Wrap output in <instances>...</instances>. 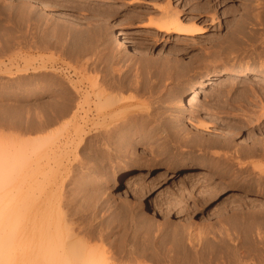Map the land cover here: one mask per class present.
<instances>
[{
  "label": "rangeland",
  "instance_id": "rangeland-1",
  "mask_svg": "<svg viewBox=\"0 0 264 264\" xmlns=\"http://www.w3.org/2000/svg\"><path fill=\"white\" fill-rule=\"evenodd\" d=\"M168 6L184 23H196L206 33L187 39L158 36L150 22H159L161 9ZM262 28L264 0H0V155L17 160L13 166L10 162L11 167L6 163L9 169L0 174V198H14L11 206L20 214L12 217L13 225L35 226L36 206L49 198L55 208L48 216L54 231L61 219L81 232L98 225L105 240H93L91 245H103L116 256L127 234L132 239L127 249L144 248L145 243L151 254L141 264H264V212L249 213L264 202V156L243 157L235 161L241 167L229 165L230 170L219 159L234 152L219 144L230 137L244 152L264 149V79L256 80L264 67L253 55L257 51L264 57V46L258 48ZM236 32H240L236 38L243 50L233 52L226 49V42ZM102 38L106 41L101 42ZM122 42H128V48L121 47ZM219 49L231 52L222 55ZM119 51L137 61L145 56L162 62L146 71L161 69L163 102L181 112L186 133L200 136L209 147L192 151L180 147L174 150L177 156L158 157L161 150L141 143L138 134L123 136L122 143L117 142V134L110 138L114 145L107 142L106 149L94 132L85 138L73 133L70 139L71 125H83L87 91L93 102L89 127L94 128L97 90L91 88L98 84L104 65L89 73L84 67L96 57H113ZM83 52L88 53L86 57ZM126 65L110 64L106 69L113 71L104 74L115 73L118 78V72L128 70ZM138 66L132 68L131 77ZM167 69L170 72L165 74ZM236 71L248 74L229 78ZM213 73L220 77L213 79ZM169 74L179 75L181 82L169 80ZM146 97L140 101L149 102ZM63 125H68L65 131ZM21 155L37 159L23 164L25 156ZM1 157L0 162L5 160ZM244 165L255 166H249V174ZM211 218L214 221H208ZM58 228L59 236L57 231L54 236L67 243L65 227ZM154 251L164 260L154 257Z\"/></svg>",
  "mask_w": 264,
  "mask_h": 264
},
{
  "label": "bare ground",
  "instance_id": "bare-ground-1",
  "mask_svg": "<svg viewBox=\"0 0 264 264\" xmlns=\"http://www.w3.org/2000/svg\"><path fill=\"white\" fill-rule=\"evenodd\" d=\"M103 2H106V1H103ZM168 5H171V4L168 3ZM159 8H161V7H159ZM174 10L171 9V6H168L167 8H162L161 9L162 12L159 11V12L162 13V16L160 17L161 20L159 22H155L153 20L156 24L154 22H150V27H152L150 29L151 30H155L157 32L158 36L159 35H163L164 37H171L173 35H178L180 37H183L184 39H187L188 37L201 36V35H204L206 33V29L201 28L202 26L199 27L198 25H196V23H195V25H193V23L191 25L184 23L182 21L180 15L177 12L175 13ZM159 15H161V14H159ZM262 29L264 30V28H262ZM240 30H242V29L240 28ZM239 33L236 32V34H234V37L231 38L229 41H227V39L226 40L224 39V41H227L226 43H228V46L226 45L227 46L226 49L229 48V50H231V51L233 50V52L235 50H240V51L243 50V47H241V46L239 47L240 44H238V41H237V38H236L238 36L237 34H239ZM261 34L258 33V35L260 36V37L258 36L259 37L258 39L260 40V45H259L258 48L264 46V34L263 35H261ZM230 37H232V35H230ZM100 41L101 42H105L106 38L105 39L102 38ZM222 41L220 43H222ZM256 43H255V45H256ZM109 44H110V42H109ZM127 45H128V42H122L120 44V46L125 48V49L128 48ZM216 45H218V44H216ZM220 45H222V44H220ZM222 46H224V45H222ZM222 46H221V48H222ZM219 51H221V54L224 55L223 52L226 51V50L223 51V50L219 49ZM231 51H228V52H231ZM216 52H218V51H216ZM226 52H225V55L228 54V52H227V54H226ZM87 54H88L87 52H83L81 55L86 57ZM254 54L256 55L258 60L261 61V65L260 66L264 67V57H262V54L258 53L257 51H255L253 53V55ZM206 55L208 57V54H206ZM229 55H227V56H229ZM231 57L229 59H232ZM236 58L237 57H235V60H236ZM85 61H87V60H85ZM175 61H176V59H175ZM230 61H232V60H230ZM202 62H204V61H202ZM86 63H85V65H86ZM127 63H130V65L129 64L126 65ZM160 63H162V62H160L159 60H154V59H151V58L145 57V56L141 57L140 61H137V60H134L133 58L127 57L126 53H120V51L117 52L113 57H110L109 55H105L104 54V55H102L100 57H96L92 61H88L87 66L84 67L85 69L83 68L84 71H88V73L90 72V70H95V69L99 68V64L104 65L102 67V69H101V72L103 74H100L101 76L99 75L100 76L99 81L96 80V81H98V84H97V82H95L97 85L95 86V83H94L93 86H92L94 88H91V85L89 86L92 90L93 89L97 90V91H95L96 92V94H95V100L96 101L94 103L95 115L93 114L94 115L93 116L94 117V120H93L94 128H90L91 126L89 127V122H90V119H91L90 118L91 114H89L90 113V109H91L90 104L93 103V102H91L92 98H91L90 93L88 91L87 92L85 91L86 94H85V97H84V104L86 105L88 110L84 114L85 118H84V122H82L83 125H76V126L75 125H71L70 131L68 130L69 134H71L70 139H72V137H73L72 134L73 133L75 135H79L82 138H85L84 136H87L88 134L94 132V133H96V134H94V135H96L95 137L99 138V144H100L101 148L105 147V149H106V143L107 142L111 143V145H114L113 141H111L110 138L114 139L117 134L119 136H117L116 138L119 137L120 139L118 138L116 140H118L117 142H120V143L124 142V140L126 138V137L123 138V136H125L127 134L128 135H137L138 134L142 138V140H141L142 142L141 143L145 142V144L147 143V145H152V146L154 145L153 147L156 148V151H157V149L161 150L160 151L161 154L158 152L159 153L157 155L158 157H166V156H169V155H175L174 154V150H178L180 147H185V148H188L190 151H192L196 147L204 148L205 146H208V145H205L204 140L202 141V138L200 136H198V135H193L192 136L190 133H186L185 128H184L185 126H184V123H183L184 120H183V117L181 116V112H179V110L177 108L172 107L171 106L172 104L169 105V102H167L168 105H166L163 102L165 100L164 99L162 100V94L163 93L161 91H163V90H161L162 89L161 87H162V80H164V79H162L163 76H161V74H160V70L161 69L159 68L160 70L158 71V69H156V67H154L155 68L154 72L146 71L147 67H150L151 65H159ZM216 63H218V62H216ZM110 64H114V65L116 64V66L117 65H120V66L121 65L122 66L126 65L128 70L126 72H123V73H121V71L118 72L120 74L117 73L118 74V78H117V75H115V73L114 74L110 73L111 72L110 70H112V69H110V70L106 69V67L109 66ZM163 64H165V63H163ZM137 65H139L138 68H137V73L134 76L131 77L130 72H132L133 71L132 68L134 66H137ZM171 66H173V65H171ZM165 67H167V65ZM175 67L176 66H173L172 68H175ZM177 68H179V67L177 66ZM134 69H135V67H134ZM147 69H149V68H147ZM151 69L154 70L153 68H151ZM168 69H167V72L165 74L170 72V71H168ZM180 69H182V68H179V70ZM105 70H109L110 71V72H108L109 74H106L107 72L104 74ZM172 70H174V69H172ZM164 71H166V70H164ZM114 72H115V70H114ZM180 72H181V70H180ZM256 72H257V70H256ZM247 74L248 73L245 74V72L241 73V72L236 71V72L232 73L229 78L247 76ZM88 75L90 76V74H88ZM162 75H163V73H162ZM169 75H166V76L168 77ZM171 75H170V77H168L169 80H172L170 78H174L175 80L178 81V83L181 82V78H180L179 75L176 74L175 76H173L174 75L173 74L172 75L173 77H171ZM182 76L185 77L184 75H182ZM211 77L214 79V78L220 77V74L219 73H213L211 75ZM87 78L89 79V77H87ZM258 78H261V80L264 79V74L261 73L260 75H258L256 80H260ZM90 79L93 80L94 78H90ZM96 79H98V78H96ZM92 80H90L91 83H92ZM86 81H89V80H86ZM88 84H90V83H88ZM227 90H229V88ZM127 91L132 92L135 96H132V97H130L131 95L127 96V94L125 93ZM193 92L197 93V91H193ZM124 93L126 94V96L128 98L123 95ZM227 93H228V91H227ZM77 94H78V92H77ZM212 94H211V96H212ZM146 96H148V98H149L148 101L149 102L140 101L141 98H142L141 100H145V98H147ZM220 96L222 97V95H220ZM143 97H145V98L143 99ZM216 97L217 96H215V98ZM221 97H219V98H221ZM171 101H173V100H171ZM171 103H173V102H171ZM213 103H214V101H213ZM85 105L81 106L80 108L82 109ZM36 106L40 107V104L38 105V103H37ZM58 106L61 107L60 105H58ZM224 107H227V106H224ZM64 108H63V111H64ZM262 108H263V106H262ZM262 108H261V110H262ZM227 109H228V107H227ZM231 109L232 108H229L228 110L230 111ZM82 111L84 112L83 109H82ZM262 111H261V113L264 115V111L263 112ZM39 112L42 113L41 111H38L37 113H39ZM75 112H78V111H75ZM257 112H260V111H257ZM63 113H62V115H63ZM68 113L69 112L67 111V114ZM79 113H77V114H79ZM262 114L260 115L261 117H262ZM37 116H38V114H37ZM42 116L44 117V115H42ZM70 116H72V118H76V115H74V113H72V115L70 114ZM255 117L257 118V116H255ZM62 119H63V116H62ZM81 119H82V117H81ZM40 120L41 119L39 118V121ZM237 120H239V118ZM74 121H75V119H74ZM240 121H241V119H240ZM40 122L42 123V121H40ZM45 124H47V123H45ZM45 124H44V126H45ZM237 125H239V124H237ZM63 127H64V125L62 126V128ZM67 127H68V125H67ZM67 127H64L63 128L64 130H62V131H65L67 129ZM51 129L54 130V128H51ZM42 132H45V131L42 130ZM50 132H49V134H50ZM51 133L53 135V132H51ZM59 133H61V130H60ZM88 141H89V139H88ZM95 141H97V140L95 139ZM69 142L72 144L73 140H69ZM92 142H94V141L92 140ZM66 143H68V142H66ZM81 144H82V140L78 144V146H80ZM206 144H210V143L209 142L207 143V141H206ZM215 144H217V142ZM219 144L223 148H225L226 150H234V152H231L232 154H229L230 156H226V155H228L227 151H226L227 152L226 155L219 156V159L222 160L224 162V164L227 165L226 168H228L229 165L232 166V165L238 163V162H235V161L241 160L243 157H246V156H249L248 158H250V156H262V155L264 156V149L259 151L258 148L255 147V149H253L252 151L250 150V152H248L249 149H248L247 152H244L242 150V148H236L237 145L236 146L234 145L232 137L226 138V140H224V142L222 144L221 143H219ZM87 145H89V142H88ZM260 145H262V144L260 143ZM258 146H259V143H258ZM263 147H264V145H263ZM85 148L87 149V147H85ZM211 148H214V146L213 147L211 146ZM153 149H151V150H153ZM219 150H221V149H219ZM209 151H210V149L208 150V152ZM219 153H221V152H219ZM21 156L22 157L25 156V159L23 158V161H24L23 164L25 163V161L30 162L31 158L36 157L35 155L33 157L32 156L27 157L28 155H21ZM175 156H177V154ZM0 157H1V155H0ZM1 158L5 159V160L1 159L2 161L0 162V164L4 163V164L0 165V174L4 175L7 172L6 170L9 169V167L7 169V166L11 167V165H10L11 163L10 162L11 161L13 162L12 163V166H13L14 162H17V160L16 159L15 160L14 159L13 160H9V158H7L8 159L7 160L3 156ZM86 158H87V156H86ZM89 158L90 157L88 155V159ZM35 159H37V157ZM219 159H218V162H219ZM263 159H264V157H263ZM101 162L103 163L102 159H101ZM6 163H7V166H5ZM219 163H221V162H219ZM239 163H241V162L239 161ZM242 163H243V161H242ZM83 165H84V163H83ZM236 166H240V165L236 164ZM244 166H246V165H244ZM249 166L250 167H254L255 165H253V166L252 165H247L246 167H244L245 168V173H249L250 174V172L253 169H257V164H256L255 168H252L251 171H250V167ZM105 168H106V166H105ZM84 169L87 170V167L84 168ZM248 169H249L250 172H246V170H248ZM90 170H88L89 173H90ZM3 171H4V174H3ZM104 171L105 170H103V172ZM253 171H255V170H253ZM217 172L219 173V171H217ZM87 174H88V172H87ZM99 178H101V177H99ZM95 180H97V179H95ZM90 181H91V179H90ZM13 199L14 198H0V264H130V263H136L137 264L138 262L141 264V262H140L141 260H143V259L146 260V259L150 258L151 254H149V252H148L149 250L147 249V246H145V243H144V248L141 246L142 248L135 247L132 250L131 249L130 250L127 249L129 243L132 242V239H130L127 234H126L125 239L120 244V247L118 248V253L119 254L117 253V256H116V254L114 255L113 252L108 251V249H106L103 245H99V246L91 245L93 240H95V241H96V239H100L102 241L105 240L104 234H102L99 231V229L101 228L100 226H99L100 228L98 229V227H97L98 225L94 226V227L91 225L92 227H91V229L88 230V232H87L86 229H85L86 231L81 232L80 229H77L78 228L77 226L75 227V225H73V224L68 225V223H70V222H68L69 220L67 221V223H65V219L59 220V217H57L58 220H59L58 224H57V228L58 227H65L64 229H66L67 234H68V239H69L68 242L65 243V244L62 243V242H59L60 239L56 238L57 236H59L58 235L59 231L57 230V228H55V230L57 231V234H56L57 236L55 235L56 236L55 237L54 234L56 233V231L53 230V228H54L53 226L54 225L51 224L52 222H50V220H48V216H49L50 212L53 211V208H54V205L50 204L48 202L49 198L42 199V201H40L38 203V205L36 206V209H35L36 210V214L34 215V217L37 219V224L35 226L34 225H29V226L22 225L24 223L23 222L19 226L16 227L12 223V217H16L17 214H18L17 216L19 217L20 211L18 212L13 206H11V203L13 202ZM38 200H40V199H38ZM65 207H66V205H65ZM253 208H255V209L252 210V211L250 210L251 211V212L249 211L250 214H253V215L262 214L264 212V202L261 204V206L259 205V207H253ZM58 210H59V208H58ZM61 210H62V208H61ZM66 212H68V211H66ZM163 212L164 211H162L161 213H163ZM69 214L71 215V213H69ZM60 215H61V213H60ZM131 217H133V216H131ZM252 217H257V216H252ZM64 218H66V217H64ZM212 218L210 220H208V221H214V220H212ZM73 219H75V218H73ZM118 220H120V219H118ZM75 221L72 220V222H75ZM130 221H133V220H130ZM34 222H35V220H34ZM105 222L107 224H109V222H107V221H105ZM78 223H79V221L77 222V224ZM86 223H88V222H86ZM106 223H104V224L106 225ZM93 224H96V223L94 222ZM55 226H56V224H55ZM84 227H82V228H84ZM104 227H106V226H104ZM104 227H103L102 230H104ZM89 228H90V226H89ZM109 228H112V226H110ZM58 229H60V228H58ZM105 229H107V228H105ZM82 230H84V229H82ZM108 231H109V229H108ZM120 231H121V229H120ZM81 234H83V236ZM61 235H62V233H61ZM140 236L141 235H139L137 237V239L140 238ZM95 241H93V242H95ZM152 255L154 257H156L158 260L162 257V254H160L159 252H156V251L152 252ZM165 258H167V257H165ZM151 259H153V258L151 257ZM151 259H150V261H151ZM161 259H163V257ZM161 262H163V261H161Z\"/></svg>",
  "mask_w": 264,
  "mask_h": 264
}]
</instances>
